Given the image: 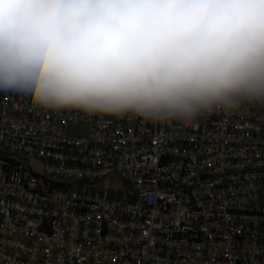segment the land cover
<instances>
[{
  "label": "built area",
  "instance_id": "1",
  "mask_svg": "<svg viewBox=\"0 0 264 264\" xmlns=\"http://www.w3.org/2000/svg\"><path fill=\"white\" fill-rule=\"evenodd\" d=\"M0 264H264V105L182 124L0 91Z\"/></svg>",
  "mask_w": 264,
  "mask_h": 264
},
{
  "label": "clouds",
  "instance_id": "2",
  "mask_svg": "<svg viewBox=\"0 0 264 264\" xmlns=\"http://www.w3.org/2000/svg\"><path fill=\"white\" fill-rule=\"evenodd\" d=\"M0 91L182 124L264 105V0H0Z\"/></svg>",
  "mask_w": 264,
  "mask_h": 264
},
{
  "label": "rangeland",
  "instance_id": "3",
  "mask_svg": "<svg viewBox=\"0 0 264 264\" xmlns=\"http://www.w3.org/2000/svg\"><path fill=\"white\" fill-rule=\"evenodd\" d=\"M80 127H77L76 130H79ZM107 184L111 185L112 187H115L116 189H118L119 191H121V193H124L125 190V184H123L121 182V180L117 177H110L107 181Z\"/></svg>",
  "mask_w": 264,
  "mask_h": 264
}]
</instances>
